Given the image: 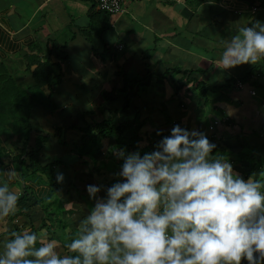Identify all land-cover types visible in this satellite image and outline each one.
<instances>
[{"label": "crops", "instance_id": "0c3cea01", "mask_svg": "<svg viewBox=\"0 0 264 264\" xmlns=\"http://www.w3.org/2000/svg\"><path fill=\"white\" fill-rule=\"evenodd\" d=\"M258 2L122 0L121 9L107 16L109 26L94 32L91 23L98 28L105 20L101 14L91 18L95 0H0V70L8 72L18 87L27 89L33 83L30 70L36 60H47L54 65V74L59 78V83L50 88L55 110L49 112L33 106L28 135L25 132L20 136L9 135L7 127L0 133V185L7 179L3 172L14 165L18 175L10 187L21 196L26 186L33 199H47L50 192L47 184L24 180L20 173L21 158H25V154L20 155L23 140L33 147L40 138L36 152L39 162L44 165L58 160L54 174L56 178L63 175L54 199L58 198L66 210H72L64 217L67 224L63 242H66L72 235L71 227L78 230L95 204L90 196L88 204L80 193H87V186L94 185L101 187L97 195L103 198L104 182L97 183L96 176L107 173L112 175L110 179H121L117 175L120 166H116L115 172L107 171L109 168L91 172L93 162L88 167L85 161H79L74 144L80 143L86 122L99 121L109 116L110 111L113 122L123 120L124 100L117 91L128 79L147 74L150 79L146 83L127 88L131 98L126 107L128 116L132 118L139 113L140 119L145 120L140 147L147 145L149 138L157 137L153 134L155 128L169 136V120L172 127L179 125L204 133L210 143L224 150L217 149L213 154L226 158L234 173L240 175L243 164L236 153L243 148L244 141L264 157V60L227 70L219 68L218 62L224 42L240 27L251 26L255 21L264 24V10ZM257 67L263 73L258 74ZM251 69L255 74L252 79L262 83L254 95L249 93L254 89L249 82H242V87L236 85ZM1 87L2 82L0 91ZM1 94L5 96L7 92ZM79 98H86L84 106L90 109L79 111L81 106L74 102ZM88 110L93 114L82 115ZM228 149L230 154H224ZM108 150V144L104 143L94 153L96 164L102 160L109 162ZM65 151H69L65 154L67 159L59 158ZM139 152L145 154L143 149ZM27 213L32 221L28 222ZM42 213L39 204L19 200L16 212L0 219V253L15 227L22 231L29 229L30 222L37 223ZM37 235L56 240L57 251L66 254L60 242L62 236L54 230L44 227Z\"/></svg>", "mask_w": 264, "mask_h": 264}, {"label": "clouds", "instance_id": "9594fccd", "mask_svg": "<svg viewBox=\"0 0 264 264\" xmlns=\"http://www.w3.org/2000/svg\"><path fill=\"white\" fill-rule=\"evenodd\" d=\"M261 60L264 24L255 21L224 42L218 63L227 70ZM215 148L204 133L175 125L151 153L119 150L121 179L103 198L101 187L87 186L95 204L66 254L26 228L10 234L0 264H264V180L241 178ZM3 173L0 219L20 199L10 187L15 166Z\"/></svg>", "mask_w": 264, "mask_h": 264}, {"label": "trees", "instance_id": "16d2710c", "mask_svg": "<svg viewBox=\"0 0 264 264\" xmlns=\"http://www.w3.org/2000/svg\"><path fill=\"white\" fill-rule=\"evenodd\" d=\"M257 3L258 6L264 10V0H258ZM92 11L94 12L91 15V18L94 17L95 14H101L105 18L104 22L99 26L98 28L96 25L91 23L92 29H94V32H101L104 28H107L109 26L108 20H106L108 13L102 11V10H93L95 9V3L94 6L91 7ZM90 15V14H89ZM2 64H0L1 66ZM58 66V65H57ZM30 68V66H29ZM54 65L47 60L41 61L36 60L34 67L30 70L31 76L33 78V83L30 87L27 89H22L17 86L13 78L8 72H5L4 70H0V83L2 82V87L0 91V133L2 132L3 128L7 127V131H12L9 133V135H12V133H15L16 135L25 132V135H28L27 132L29 130V115L31 108L35 105L40 106L45 111L52 112L55 110L56 105L51 99V92L50 88L52 85L59 83V78L54 74L53 71ZM255 70V68H253ZM253 69H251L244 77L240 78L239 80L244 83L251 84V86L256 89L261 87V84L258 79L253 78L255 74H253ZM259 70L257 73L261 74L262 69L261 67H257ZM150 75L147 74L144 77H133L131 79H128V81L125 83L124 87L117 91L118 94H122L123 100H124V110L126 112V116L123 120L119 122H113L112 119V111L109 116L101 118L99 121H92L90 123H85V127L82 128V136L80 137V143H75L74 148L77 151V154L81 156H87L92 158V166L91 169H89L91 172L100 173L101 168H109L107 171H116V166H122L123 160L118 159L115 153H117L119 150L123 149L125 153H130L135 150L139 151H145V153H151L152 151L156 150L157 144L163 139L164 135L161 131H159L158 128H155L153 131V134L157 137H151L149 138L148 144L144 147H140V142L143 141V135H142V127L145 125V120L140 119L139 113L134 114L132 118H130L127 114V106L131 100L129 97V94L127 93V88L132 87L135 85L142 83H146L147 80H149ZM252 79V80H250ZM146 80V81H145ZM189 82H192L190 80ZM263 88V87H262ZM264 89V88H263ZM212 90H214L212 88ZM6 93L7 96L1 94V92ZM104 110V109H103ZM102 110V111H103ZM7 113V114H6ZM89 114L92 115L93 111L88 110L84 112L82 115ZM10 119L6 121V118ZM167 118V117H166ZM13 126L14 124H17ZM167 123L170 126V131L173 128L171 126V121L167 120ZM160 133L157 135V133ZM26 138V137H25ZM40 138H38L35 142V146H27V140L24 139L22 143L21 148V154H25V158H21L22 164H25L26 167V173L25 175H28L29 178L36 182V183H45L50 187L49 195L46 199H50V197L55 193V191L60 187V182L57 181V178L54 174L53 167L59 163L58 160H53L49 163H46L42 165L37 156L36 152L40 147L41 142L39 141ZM110 140L112 141V145L110 149L108 150V156L110 158L109 162H105L104 160L98 162L96 164V159L94 158V153L99 151L100 148H103V144L109 145ZM108 142V143H107ZM245 145L243 148L237 152V160L240 161L243 165V171L239 175L241 178L247 180L253 176L252 179H262L264 180V157L258 153L257 149L249 145L246 141H244ZM91 143V145L89 144ZM220 150L223 152L224 150L221 147H216L214 149L213 153L216 152V150ZM1 147H0V154H1ZM228 151V152H227ZM224 154H230L231 150H227ZM144 152H141V155H143ZM24 159V161H23ZM262 168V169H261ZM263 170V174L261 176H258L259 172ZM256 174H252V173ZM120 179L112 178L108 181H104V188H102V194L105 197L106 196V189L110 187L113 183L119 181ZM76 187V186H75ZM27 189V190H26ZM29 188L24 186V192L20 196L19 200L33 202V205L40 204L44 200L39 199H33L31 196V192L28 191ZM77 190H79L77 188ZM264 191V189H262ZM30 196V197H29ZM55 200V199H54ZM55 203L58 208H61V210L65 213H70L72 210H66L63 207V204L59 199L57 198L55 200ZM91 210V209H90ZM28 214V222L29 220L32 221L33 218ZM39 221L35 224L30 222V228L29 230L31 232H34L37 234V231L42 228H50V230H58V228H53L49 223L47 219L45 220L42 216V218L38 219ZM65 224H67L66 220H63ZM49 225V227L47 226ZM52 227V228H51ZM60 229L62 230V233L65 232V225L60 226ZM20 232L22 231V228L15 227L13 229V232ZM77 228L72 226L71 227V237L67 238L66 242H62V250L67 253L66 245L72 241V239L75 237V234L77 232ZM53 233V231H51ZM39 246V241L38 245Z\"/></svg>", "mask_w": 264, "mask_h": 264}, {"label": "rangeland", "instance_id": "374dc122", "mask_svg": "<svg viewBox=\"0 0 264 264\" xmlns=\"http://www.w3.org/2000/svg\"><path fill=\"white\" fill-rule=\"evenodd\" d=\"M253 90H255V89H253ZM74 102L77 103L79 106H81L80 109H79V111L90 109L87 105L84 106V103L87 102V99L86 98H79V99H76ZM75 117L77 118V115ZM15 125H18L19 126V123L14 124L13 126H15ZM2 132H4V131H2ZM11 132L12 131H10V133ZM5 137H8L7 133L5 134ZM89 144L91 145V143H89ZM112 144L113 143L110 140L109 145H108V148L109 149H110V147H111ZM46 147H48V146H46ZM104 148H106V147H104ZM68 153H69V151L63 152L62 155L59 158L67 159L66 158L67 156L65 154H68ZM76 158H79L80 159L79 161H81V162L82 161H85V164L88 167L90 166V163L92 162V158H90V157H88L90 160H86V157L85 156H81L80 157L77 154ZM107 159H109V158H107ZM76 165H77V163L74 164V166H76ZM91 167H90V169H91ZM104 169H107V168L104 167ZM20 173L22 174V177H23L24 180H31L28 175H25V173H26V167H25V165L24 166L22 165V168L20 170ZM77 174L81 175V172L78 171ZM103 174L104 175L96 176L97 183L104 182L108 178L110 179L112 177V175H107V173H103ZM252 174H256V172L255 173L253 172ZM262 174H263V172H262ZM65 189H67V187ZM28 191H31V190L29 189ZM87 193H85V192L82 193L81 192L80 193V195H81L80 197H83L84 200H87V203L89 204V202H90L89 201V195L87 196ZM54 198H55V193L50 197V199L48 200V202L45 200V201L41 202L39 204V206H40V209H42V211H43V213H42L43 218L45 220L47 219L49 221L48 223L53 228L54 227L55 228H58V230H54V231L56 232L57 235L62 236V240L60 241L62 243L66 239V235L62 233V230L60 229V226L65 225V223L63 222V220H65L64 217H66V216H65V213L61 210V208H58L57 207ZM64 209H66V208H64ZM40 218H42V217H40Z\"/></svg>", "mask_w": 264, "mask_h": 264}, {"label": "built area", "instance_id": "2783aa9c", "mask_svg": "<svg viewBox=\"0 0 264 264\" xmlns=\"http://www.w3.org/2000/svg\"><path fill=\"white\" fill-rule=\"evenodd\" d=\"M121 2L122 0H95V8L97 10H102L109 15L117 13L121 9ZM120 48V45H118ZM236 85L238 87H242L243 83L240 81H236ZM249 93L251 95L255 94V90L250 89Z\"/></svg>", "mask_w": 264, "mask_h": 264}]
</instances>
